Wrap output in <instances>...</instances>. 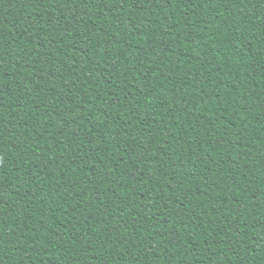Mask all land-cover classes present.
<instances>
[{
	"label": "trees",
	"instance_id": "1",
	"mask_svg": "<svg viewBox=\"0 0 264 264\" xmlns=\"http://www.w3.org/2000/svg\"><path fill=\"white\" fill-rule=\"evenodd\" d=\"M0 264H264V0H0Z\"/></svg>",
	"mask_w": 264,
	"mask_h": 264
}]
</instances>
